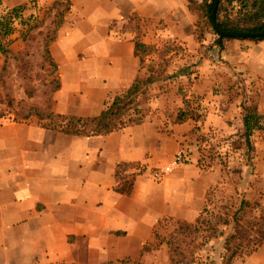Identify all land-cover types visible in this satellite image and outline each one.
Wrapping results in <instances>:
<instances>
[{
	"label": "crops",
	"instance_id": "1",
	"mask_svg": "<svg viewBox=\"0 0 264 264\" xmlns=\"http://www.w3.org/2000/svg\"><path fill=\"white\" fill-rule=\"evenodd\" d=\"M66 1V19L83 23L77 30L81 25L68 21V31L86 36L85 48L93 44L92 63L105 86L102 103L147 76L135 55L136 41L158 48L174 40L189 47L191 58H200L189 94L202 96L203 128L229 134L238 125L244 128L241 106L227 102L229 90L238 85L245 89L246 104L254 103L264 119V39L225 40L215 55L210 35L196 39L198 17L187 0ZM131 19L142 29L138 39L124 26ZM204 44L213 46L207 50ZM67 80L69 73L62 75L59 95ZM164 91L154 96L142 122L106 135L71 136L28 124L0 131V264H112L141 258L159 220L153 210L158 186L146 174L173 157L177 140L193 125L190 119L176 121L180 110L172 114ZM220 103L230 104L229 110L222 112ZM259 121L251 133H259ZM126 164L123 175L134 176L128 193L119 189L117 174ZM252 166L263 169V159L256 156ZM248 259L247 264H264V244Z\"/></svg>",
	"mask_w": 264,
	"mask_h": 264
},
{
	"label": "rangeland",
	"instance_id": "2",
	"mask_svg": "<svg viewBox=\"0 0 264 264\" xmlns=\"http://www.w3.org/2000/svg\"><path fill=\"white\" fill-rule=\"evenodd\" d=\"M52 2L0 0L2 22L8 13L14 12V8H20L17 15L12 17L9 24L11 28L2 39L9 52L0 53V131L8 125L41 127L43 123L54 121L53 118H46L49 112L54 115L98 116L117 95L110 94L102 103L105 86L94 69L95 63H92L93 44L85 48L84 42L88 38L76 32L83 28V23L77 19H66L70 14L66 0H60V4L54 7ZM191 12L198 17L194 30L196 39L202 41L210 35L213 39L211 44L216 45L215 50L211 49L213 45L204 46L214 51L215 55L219 54L220 35L215 33L204 18L199 17L198 10ZM68 21L70 25L79 23L81 26L76 31H68ZM124 26L136 33L134 39L141 36L142 29L133 19ZM47 33L55 35L49 45L57 63L55 69L43 55ZM152 47L150 53L139 55V58L142 57V67L147 69V76L139 79L150 77L152 82L143 84L136 94L137 107L134 106L124 116L126 125L142 122L150 114L154 96L162 89L168 93L172 114L180 110L175 117L176 121L183 113L184 121L190 119L193 125L182 132L181 139L176 142L177 150L173 157L146 174L158 186L153 210L159 220L153 231V242L144 247L139 260H123L112 264H223L228 254L225 239L232 234L245 235L252 240V243L237 253L231 263L247 264L249 256L258 249L249 252L255 246L253 242L264 238V166L257 171L252 166L256 156L264 161V133L252 132L247 137L245 128L239 125L237 131L230 134L220 133L212 127L203 128L205 107L202 96L189 94L197 80L196 67L200 58H191L189 47L178 45L174 40H168L158 48ZM68 73L70 83L67 80L68 85L62 91L64 93L59 95L62 75ZM242 87L238 85L234 92L229 90L227 102L241 106L240 115H245L247 109L256 114L255 104H246L243 96L245 89L242 90ZM215 90L222 91L217 87ZM230 104L223 106L220 103L222 112L229 110ZM83 112L89 114H78ZM259 120L263 118L257 116L256 121ZM3 136L1 133L0 142ZM180 149L185 151L188 159L166 172L165 167L170 165ZM128 167L126 164L119 169V188L130 191L134 176L123 175ZM242 202L248 204L243 206ZM173 237L179 253L171 258L169 240ZM175 260H179V263Z\"/></svg>",
	"mask_w": 264,
	"mask_h": 264
},
{
	"label": "trees",
	"instance_id": "3",
	"mask_svg": "<svg viewBox=\"0 0 264 264\" xmlns=\"http://www.w3.org/2000/svg\"><path fill=\"white\" fill-rule=\"evenodd\" d=\"M189 10H198L200 12L199 17L204 18L208 25L212 27L210 21V13L212 10L213 0H187ZM60 4V0H56L53 2L52 7L54 5ZM19 7L13 9V13H8L6 19L2 22L0 21V53L7 54L9 50L6 48L5 43L2 39H4L5 35L9 31L11 27L12 17L17 15L19 12ZM69 11V8L68 10ZM216 21L218 26L222 30H234V31H243V32H259L264 30V0H219V4L217 7L216 13ZM61 23V21H60ZM215 32V31H214ZM217 34V32H215ZM46 37L48 38L45 41V48L43 50V55L46 59L49 60L51 66L55 69L57 67V63L53 59L49 45L55 39V35L51 33H47ZM220 42L218 45L220 50L223 49V41L230 39H249L254 41H260L264 39L262 37H225L219 36ZM153 50V47L150 45H146L142 42H135V55H143L148 54ZM142 62V57H140ZM152 82V78H147L146 80L135 79L131 86L120 95H116L112 101V103L104 109L98 116L94 117H81L75 115H66V114H52L48 113L46 118H53V122L43 123L41 127L59 131L65 134H72L77 136H90V135H106L115 131L126 124L124 116L128 115L129 111L135 107L136 105V94L139 92L143 84H147ZM57 88L59 85L57 84ZM30 115V114H29ZM28 115V116H29ZM183 113L179 115L177 118L178 121H183L184 117ZM41 119L42 115H39ZM257 116L256 114L247 109L244 115V128L245 134L248 137L251 134V130L256 124ZM121 166L119 165V169ZM119 170H117V174ZM122 192L128 193L129 191L125 188H119ZM247 205V202H242V205ZM247 240V242H245ZM264 242V238L262 240H257L253 242L255 246H253L249 252L255 251L259 248L260 244ZM252 243V240L248 238V236L242 235L237 236L236 234H232L231 236L225 239L226 250L228 254L224 258L223 264H231L237 253L245 249L246 245ZM170 244V256L171 258L178 252V248L176 247V243L174 242V237L169 240ZM174 260L172 259V262ZM176 263H179V260H175Z\"/></svg>",
	"mask_w": 264,
	"mask_h": 264
},
{
	"label": "water",
	"instance_id": "4",
	"mask_svg": "<svg viewBox=\"0 0 264 264\" xmlns=\"http://www.w3.org/2000/svg\"><path fill=\"white\" fill-rule=\"evenodd\" d=\"M219 4V0H213L212 10L210 13V21L212 24L213 29L219 34L220 36L225 37H233V38H244V37H262L264 36V30L259 32H243V31H234V30H222L216 21V13H217V7Z\"/></svg>",
	"mask_w": 264,
	"mask_h": 264
},
{
	"label": "built area",
	"instance_id": "5",
	"mask_svg": "<svg viewBox=\"0 0 264 264\" xmlns=\"http://www.w3.org/2000/svg\"><path fill=\"white\" fill-rule=\"evenodd\" d=\"M257 129L264 133V119L259 121ZM186 159H188V158L185 154V151L183 149H180L175 154V157H174L173 161L170 163V165H167L165 167V171L169 172V171H171L172 167H177V166L182 165L186 161Z\"/></svg>",
	"mask_w": 264,
	"mask_h": 264
}]
</instances>
